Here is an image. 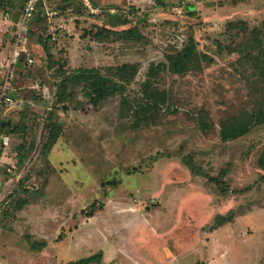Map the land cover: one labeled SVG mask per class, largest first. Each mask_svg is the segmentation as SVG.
Returning a JSON list of instances; mask_svg holds the SVG:
<instances>
[{"label": "rangeland", "instance_id": "obj_1", "mask_svg": "<svg viewBox=\"0 0 264 264\" xmlns=\"http://www.w3.org/2000/svg\"><path fill=\"white\" fill-rule=\"evenodd\" d=\"M24 1L0 0V261L70 264L107 245L116 264H172L168 245L173 264H264V123L221 135L253 106L257 75L235 49L264 28V0H44L7 84ZM191 41L212 60L162 71L168 101L136 127L124 97L139 102L150 65ZM123 63L136 77L96 108L83 83L59 90Z\"/></svg>", "mask_w": 264, "mask_h": 264}, {"label": "trees", "instance_id": "obj_2", "mask_svg": "<svg viewBox=\"0 0 264 264\" xmlns=\"http://www.w3.org/2000/svg\"><path fill=\"white\" fill-rule=\"evenodd\" d=\"M42 3L38 5L33 18L37 16V18L43 19L40 16L41 11H38ZM129 31L131 32V30L126 32ZM235 50L241 53L243 61L251 62L257 77L250 82L253 96L252 109L239 117L233 118V121L231 120L232 122L227 120L221 123L223 140L239 138L249 132L252 126L264 123V28L253 31L252 38L246 48L241 47ZM205 60L210 61L212 59L207 54L199 53L195 43L191 41L182 50L168 55V62L152 63L147 77L142 83L139 102L135 101V103L131 104L129 96L126 95L124 97L125 105H129L135 109L134 114L137 117L135 126L140 127L143 123L150 124V116L154 112L157 113L160 109L164 108L168 101L166 90H162L159 87L160 83H158L162 71L170 69L175 73L183 74L192 68L200 67L201 63ZM137 72L138 68L135 63H123L112 66L107 68L105 72L95 67L84 68L77 70L72 75L62 76L58 87L62 93H65L71 84L83 83L86 96L89 98L93 107L96 108L102 101L110 97L119 94L124 96L128 85L136 77ZM60 100L64 101V98L61 97ZM57 135L52 136V143L57 138ZM103 206L101 204V208ZM95 212L96 209H91L88 215L92 216ZM219 216V225L231 220L225 216ZM94 258L96 256L84 258L79 261H72L70 264H86L88 260Z\"/></svg>", "mask_w": 264, "mask_h": 264}, {"label": "built area", "instance_id": "obj_3", "mask_svg": "<svg viewBox=\"0 0 264 264\" xmlns=\"http://www.w3.org/2000/svg\"><path fill=\"white\" fill-rule=\"evenodd\" d=\"M43 1L44 0H25L24 2V8L17 23L15 41L12 46V50L7 63V70L5 75V79H7L5 80V82L7 84L10 83L8 78L12 79L14 76L15 70L13 69V67L18 63L20 56L26 49V46L28 44V32L30 29L31 20L38 5ZM85 2L88 3V0H85ZM8 99L10 98L8 97ZM2 182L3 179L0 176V185L2 184Z\"/></svg>", "mask_w": 264, "mask_h": 264}, {"label": "crops", "instance_id": "obj_4", "mask_svg": "<svg viewBox=\"0 0 264 264\" xmlns=\"http://www.w3.org/2000/svg\"><path fill=\"white\" fill-rule=\"evenodd\" d=\"M25 2V1H24ZM13 9V8H12ZM20 15H21V13L18 15V16H16V14L14 15L15 17H13V18H15V20H14V22L16 21V18L17 17H20ZM0 16H2V13L0 12ZM3 18H4V16H3ZM6 19H8V18H6ZM6 21H8V20H6ZM4 144H6L7 145V143L5 142ZM9 181H7V183H8ZM124 212V211H123ZM130 211H128V213H129ZM95 214V213H94ZM93 214V215H94ZM91 216L90 218H93L94 216ZM134 215V214H133ZM85 222H87V221H85ZM106 234V233H105ZM107 237V235H105V238ZM104 238V239H105ZM73 240V239H72ZM71 242V241H70ZM70 245H71V243H70ZM81 246H82V243H81V240H80V244H79V246L77 247V249L75 248V249H73L72 248V250L69 248L68 249V253H76V254H80L81 252ZM164 247H165V252H164V258L166 259V261H169L170 263H172L173 264V261H174V258H175V256H176V252H175V250L172 248V247H170V246H168V245H164ZM91 251V254H89V256H87V257H83V258H79V259H76V260H74L73 259V261H79V260H81V259H84V258H89V257H92V256H96V258H94V259H90V260H88V262L86 263V264H91L92 262H94V261H97V260H100V261H106L108 264H116V262L115 261H117L118 260V258H117V256H116V254H117V250L115 249V247H111V248H109V246H107V245H98L95 249H91L90 250ZM99 251H100V253H99ZM99 255V256H98ZM130 256H131V260L132 261H137L138 260V256H135V255H132V254H130ZM160 258H162V257H160ZM213 257H211V259H212ZM72 260V259H71ZM71 260H69V261H71ZM164 261V260H163ZM165 262V261H164ZM0 264H5L3 261H0Z\"/></svg>", "mask_w": 264, "mask_h": 264}]
</instances>
